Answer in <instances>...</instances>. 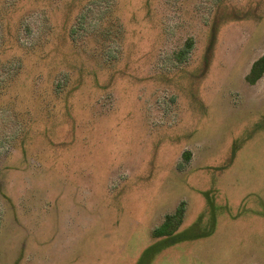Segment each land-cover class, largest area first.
Wrapping results in <instances>:
<instances>
[{
    "label": "rangeland",
    "instance_id": "1",
    "mask_svg": "<svg viewBox=\"0 0 264 264\" xmlns=\"http://www.w3.org/2000/svg\"><path fill=\"white\" fill-rule=\"evenodd\" d=\"M261 56L264 0H0V264H264Z\"/></svg>",
    "mask_w": 264,
    "mask_h": 264
},
{
    "label": "trees",
    "instance_id": "2",
    "mask_svg": "<svg viewBox=\"0 0 264 264\" xmlns=\"http://www.w3.org/2000/svg\"><path fill=\"white\" fill-rule=\"evenodd\" d=\"M212 36L214 34V29L212 30ZM192 44L188 42L183 50H181V56L182 58H185L189 50L191 49ZM210 50V49H208ZM264 74V56H261L259 59L254 61L250 67L249 73L245 77V80L248 84L253 85L255 84ZM182 206H180L173 215H167L164 218L163 223L158 226L153 231V236L158 238H164L156 245H152L149 247L145 252L143 257H145L147 254H150V252H153V250L156 251L157 248H159L161 245H173L182 241L187 240H193L196 238L201 237V235L189 231L175 233L176 225L179 224L180 218L182 216ZM149 256V255H147Z\"/></svg>",
    "mask_w": 264,
    "mask_h": 264
}]
</instances>
